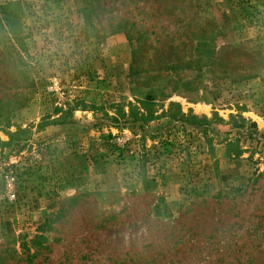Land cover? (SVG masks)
Returning <instances> with one entry per match:
<instances>
[{
    "label": "rangeland",
    "instance_id": "obj_1",
    "mask_svg": "<svg viewBox=\"0 0 264 264\" xmlns=\"http://www.w3.org/2000/svg\"><path fill=\"white\" fill-rule=\"evenodd\" d=\"M0 264H264V0H0Z\"/></svg>",
    "mask_w": 264,
    "mask_h": 264
},
{
    "label": "trees",
    "instance_id": "obj_2",
    "mask_svg": "<svg viewBox=\"0 0 264 264\" xmlns=\"http://www.w3.org/2000/svg\"><path fill=\"white\" fill-rule=\"evenodd\" d=\"M230 147H231V145L229 144L228 146H227V148H229L230 149ZM241 150L240 149H237V150H235L233 153H232V155H234V156H239L240 154H241ZM146 182H148V181H146ZM150 182H152V181H150Z\"/></svg>",
    "mask_w": 264,
    "mask_h": 264
}]
</instances>
